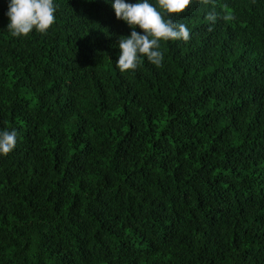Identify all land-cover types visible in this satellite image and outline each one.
Instances as JSON below:
<instances>
[{
    "label": "trees",
    "instance_id": "trees-1",
    "mask_svg": "<svg viewBox=\"0 0 264 264\" xmlns=\"http://www.w3.org/2000/svg\"><path fill=\"white\" fill-rule=\"evenodd\" d=\"M8 3L0 264H264V0H194L190 40L124 73L114 0H54L19 38Z\"/></svg>",
    "mask_w": 264,
    "mask_h": 264
},
{
    "label": "clouds",
    "instance_id": "clouds-1",
    "mask_svg": "<svg viewBox=\"0 0 264 264\" xmlns=\"http://www.w3.org/2000/svg\"><path fill=\"white\" fill-rule=\"evenodd\" d=\"M208 6L211 0H195ZM194 0H137L136 3H126L125 0H114L112 8L118 20L124 21L131 30L130 35L118 37L120 49L119 58L115 63L121 73L135 71L141 61L148 62L160 68L163 66L164 55L161 41L188 42L191 30L186 24L177 22L171 14H181ZM57 5L54 0H9L7 31L13 37H27L30 33L46 35L55 22ZM221 18L215 7L206 14V21L215 23ZM224 20L231 17L224 15ZM142 30L136 31V28ZM211 30V29H209ZM18 133L15 129L0 130V155L9 154L17 144Z\"/></svg>",
    "mask_w": 264,
    "mask_h": 264
}]
</instances>
